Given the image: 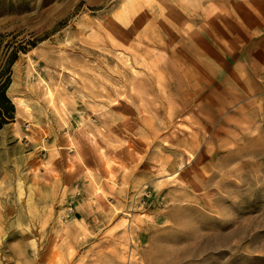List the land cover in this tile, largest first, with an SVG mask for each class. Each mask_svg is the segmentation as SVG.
I'll use <instances>...</instances> for the list:
<instances>
[{"label": "rangeland", "instance_id": "1", "mask_svg": "<svg viewBox=\"0 0 264 264\" xmlns=\"http://www.w3.org/2000/svg\"><path fill=\"white\" fill-rule=\"evenodd\" d=\"M10 60L0 264H264V0H0Z\"/></svg>", "mask_w": 264, "mask_h": 264}, {"label": "trees", "instance_id": "2", "mask_svg": "<svg viewBox=\"0 0 264 264\" xmlns=\"http://www.w3.org/2000/svg\"><path fill=\"white\" fill-rule=\"evenodd\" d=\"M12 64L13 61L10 60L0 70V129L15 118V106L7 95L12 84Z\"/></svg>", "mask_w": 264, "mask_h": 264}, {"label": "bare ground", "instance_id": "3", "mask_svg": "<svg viewBox=\"0 0 264 264\" xmlns=\"http://www.w3.org/2000/svg\"><path fill=\"white\" fill-rule=\"evenodd\" d=\"M15 99L21 103L20 99H18L17 97H15ZM22 102H23V100H22ZM189 240L191 241L192 246L187 248L185 251H183L182 253L179 254V257H181L182 259H189V258L195 259L196 257H202V255L204 256V254L210 252V248H212V246H213L212 244L214 243V239H212L209 235L198 236L197 232H195L194 235L190 236ZM117 253H119V252H117ZM70 255H72V254H70ZM103 256H105V255H103ZM106 261H107V259H106Z\"/></svg>", "mask_w": 264, "mask_h": 264}, {"label": "crops", "instance_id": "4", "mask_svg": "<svg viewBox=\"0 0 264 264\" xmlns=\"http://www.w3.org/2000/svg\"><path fill=\"white\" fill-rule=\"evenodd\" d=\"M259 74H261V69H259V71H257L256 69H254V71L251 72L252 77H251L250 79L248 78V81H251L252 83H254L255 86H256V88H257V85H258L260 82H259V83H255V82H254V79H256L255 76H257V75H259ZM263 74H264V73H263ZM261 84H262V83H261ZM261 84H260V85H261ZM262 86H263V85H262ZM256 88H255V89H256ZM243 91H244V90H243Z\"/></svg>", "mask_w": 264, "mask_h": 264}]
</instances>
